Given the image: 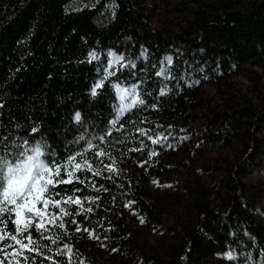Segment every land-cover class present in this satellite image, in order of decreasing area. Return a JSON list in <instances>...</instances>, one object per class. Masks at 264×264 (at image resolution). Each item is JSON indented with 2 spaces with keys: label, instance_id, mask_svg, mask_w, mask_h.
Returning a JSON list of instances; mask_svg holds the SVG:
<instances>
[{
  "label": "trees",
  "instance_id": "trees-1",
  "mask_svg": "<svg viewBox=\"0 0 264 264\" xmlns=\"http://www.w3.org/2000/svg\"><path fill=\"white\" fill-rule=\"evenodd\" d=\"M173 2L0 0V134L69 165L36 264H264V0Z\"/></svg>",
  "mask_w": 264,
  "mask_h": 264
},
{
  "label": "snow or ice",
  "instance_id": "snow-or-ice-1",
  "mask_svg": "<svg viewBox=\"0 0 264 264\" xmlns=\"http://www.w3.org/2000/svg\"><path fill=\"white\" fill-rule=\"evenodd\" d=\"M99 87L101 84L96 85V88ZM96 88L93 89V95L96 94ZM134 103H143V100L134 101ZM123 110L120 109L121 112ZM75 119L80 121L79 113H76ZM115 123V120L112 121L113 127ZM31 131L32 134H35L38 129L33 128ZM107 135H111V132H108ZM100 139L103 140V137ZM157 142V140H153V143ZM45 148L42 141L12 139L10 135L0 134V225H2L0 227V233H2L0 234V264H13V261L14 264H21V258L24 264H28L30 259L31 264H36L35 258L25 256L24 251L40 255L43 247L39 242L40 239L50 240L52 244H56L59 237L53 239L45 236L44 233L49 230L45 225H56V221L61 220L62 216L69 215L68 211L60 206L61 200L57 199L60 193L55 191L58 184L67 182L60 177L62 170L69 165H62L59 160L51 158ZM97 155H104V153H97ZM71 159H76V157H71ZM110 170L114 169L110 168ZM63 203L80 204L81 201L68 197ZM37 204H43L44 210L37 208ZM49 205L59 208L62 216L48 213ZM87 211H91V209ZM5 214H7V219ZM13 215L14 220L11 219ZM46 217L48 218L46 219ZM9 220L15 225V234L6 230ZM37 220L39 222L34 223ZM33 224L39 234L38 237H34L29 231ZM58 227L64 228L65 225L61 222ZM79 230L77 228V231ZM24 233L27 235L24 236ZM18 236L22 238L18 239ZM6 238L14 243L5 244ZM24 240L27 243H24ZM15 245H19V249ZM64 247L71 251L68 245ZM10 248L12 251L9 253L8 249ZM231 258V253H229V259ZM69 264H71L70 260Z\"/></svg>",
  "mask_w": 264,
  "mask_h": 264
},
{
  "label": "rangeland",
  "instance_id": "rangeland-1",
  "mask_svg": "<svg viewBox=\"0 0 264 264\" xmlns=\"http://www.w3.org/2000/svg\"><path fill=\"white\" fill-rule=\"evenodd\" d=\"M171 3L166 4L163 3L157 7L156 12L154 13L152 17V23L153 25L157 24L158 22H165V23H170L174 24L180 20L181 15L178 12H175L173 9H170V4H173L175 0H166ZM232 82L235 86L236 89H239L240 92L244 93L246 96L252 97V102L258 104H264V84L260 80L258 82L259 84V91L257 93L254 90L253 84L251 81L247 78V75H241V76H236L235 78L232 79ZM257 89V88H256ZM209 93H212L211 89H207ZM118 95H121L120 91H117ZM227 154L225 152L223 153H213L211 154L212 159H214L216 162H221L222 158L226 157ZM229 156V152H228ZM246 181L254 180L255 177L253 175H247L244 177ZM37 208L44 210V205L43 204H37ZM48 217H46L47 219ZM15 219V217H14ZM35 222H39L34 221Z\"/></svg>",
  "mask_w": 264,
  "mask_h": 264
}]
</instances>
